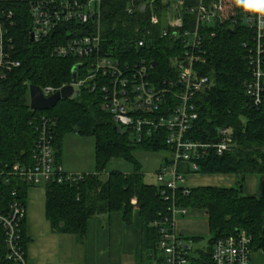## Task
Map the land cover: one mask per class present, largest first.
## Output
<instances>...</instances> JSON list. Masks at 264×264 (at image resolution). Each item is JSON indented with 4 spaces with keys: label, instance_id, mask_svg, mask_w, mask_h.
I'll list each match as a JSON object with an SVG mask.
<instances>
[{
    "label": "trees",
    "instance_id": "obj_1",
    "mask_svg": "<svg viewBox=\"0 0 264 264\" xmlns=\"http://www.w3.org/2000/svg\"><path fill=\"white\" fill-rule=\"evenodd\" d=\"M9 6L15 14L11 37L21 67L0 84L1 170L15 163L32 164L31 153L37 138L34 118L47 116L56 121L53 146L58 163L63 137L74 133L73 128H77L78 135L94 139L95 173L83 175V179L76 182L44 187L46 218L52 232L72 235L82 243L89 219L118 212L123 222L130 225L136 211L146 229L145 262L162 264L164 257L158 250L160 234L152 225L168 216L169 205L162 199L160 188L144 182L141 163L134 154H168L170 150L163 141V134L157 141L147 140L141 144L131 141L125 132L119 134L114 131L115 124L110 116L102 111L98 94L93 92L81 91L77 98L60 101L47 112L30 111L29 86L61 88L69 85L71 71L76 65L71 59H58L51 55L56 44L53 39L30 41L31 21L26 0ZM125 8L124 0H110L103 4L100 33L104 50L119 58L129 53L132 58H137L135 43L144 39L146 45L142 51L144 54L148 51L150 59L164 71L173 56L171 41L160 37L161 28L152 26L146 13L128 16ZM156 11L158 13L159 9ZM245 40V32L239 28L221 29L215 38L208 40L207 63L203 72L210 77L212 86L197 98L198 119L189 137L198 143H216L217 131L228 128L234 148L221 157L210 151L197 162L196 171L189 172L185 168L183 173L234 174L238 182L232 188H190L188 195L178 191V206L203 211L208 223L210 238L207 248L196 251L197 258L188 256L192 264H209L213 242L239 229L250 235L251 253L264 251V199L243 194L246 175L264 176V111L254 108L245 94L244 82L251 78L247 53L242 46ZM111 161L124 162L131 167V172L111 171L102 177ZM165 161L168 163L167 158ZM27 188L13 178L9 183L1 180L0 210H6L14 200L11 196L13 190L26 206ZM182 239L190 243L199 240ZM27 241L23 223L24 250ZM6 252L0 228V264H12L6 260Z\"/></svg>",
    "mask_w": 264,
    "mask_h": 264
},
{
    "label": "built area",
    "instance_id": "obj_2",
    "mask_svg": "<svg viewBox=\"0 0 264 264\" xmlns=\"http://www.w3.org/2000/svg\"><path fill=\"white\" fill-rule=\"evenodd\" d=\"M18 1L21 0H0V84L21 67L11 37L15 14L9 6ZM26 1L31 21L29 37L32 34L34 42L45 39L56 42L51 55L75 62L77 88L80 92L98 94L102 111L121 133H127L136 144L157 141L163 134L170 152L161 159L154 178L162 199L169 205L168 216L152 226L160 234L158 250L164 257L162 264H192L188 257L192 243L177 235L174 228L176 219L188 212L178 206L176 197L179 190L183 195L190 193L188 174L183 171L185 168L196 171L197 162L210 151L221 157L234 148L228 128L217 131L216 143H198L189 137L198 119L197 98L212 86L210 77L203 72L208 40L225 28L245 32L242 46L251 78L244 82V90L250 104L264 111V13L245 11L237 0H124L128 16L146 13L151 25L161 28L160 37L171 41L173 56L163 71L150 59L148 51L144 54V39L135 43L137 58L130 53L119 58L104 50L100 33L102 6L110 0ZM162 73L165 76L160 77ZM61 88L40 89L49 98ZM33 123L37 138L31 153L32 164L15 163L5 166L4 171L0 168V181L9 183L13 178L28 187H45L82 180L83 174L67 173L55 160L56 121L40 116ZM11 196L12 203L6 210H0L5 258L12 264H28L22 242L26 206L18 200L16 190ZM250 245V235L243 229L236 230L213 242L209 264H250Z\"/></svg>",
    "mask_w": 264,
    "mask_h": 264
},
{
    "label": "crops",
    "instance_id": "obj_3",
    "mask_svg": "<svg viewBox=\"0 0 264 264\" xmlns=\"http://www.w3.org/2000/svg\"><path fill=\"white\" fill-rule=\"evenodd\" d=\"M70 134L63 137L59 151V162L64 171L83 175L94 174V139L81 136L90 138L92 141L90 143L93 148V168L78 166L68 160L64 149V140ZM160 163L161 160L157 165L156 172ZM130 172L126 170L122 173ZM142 172L144 176H152L148 172L143 170ZM105 175L107 174L105 173ZM189 175L192 174L187 176ZM207 177L210 179L207 183L188 186L190 188H232L238 182V178L234 174L207 175ZM243 194L247 197L264 199V176L246 175ZM25 201L27 214L24 222V234L28 240L25 249L28 264H151L148 261L145 262L146 229L136 211L130 225L123 222L121 214L118 212L111 213L109 216H97L89 219L86 224L84 240L79 243L72 235L52 232L46 218L44 187H28L25 192ZM198 212L203 214L205 224L197 219ZM174 228L175 233L185 239L200 238L202 232L208 231L209 233L205 213L194 209L192 215L187 213L186 216L178 218ZM250 264H264V251H253Z\"/></svg>",
    "mask_w": 264,
    "mask_h": 264
},
{
    "label": "rangeland",
    "instance_id": "obj_4",
    "mask_svg": "<svg viewBox=\"0 0 264 264\" xmlns=\"http://www.w3.org/2000/svg\"><path fill=\"white\" fill-rule=\"evenodd\" d=\"M172 13L174 14V10L172 11ZM47 111H41V112H47ZM90 142H92L90 138H82L80 135H78L75 132L68 135L64 140V149L66 151L68 160H70V162H73L75 165H78V166L93 168V163H94L93 148ZM134 155L141 163L142 170L144 172H148L149 174H152V176L145 175L144 182L146 184L155 185L156 182H155L154 177H155L157 165L159 164L160 160L163 157L167 156V154L136 152ZM126 170L131 171V167L125 164L124 162L111 161L105 173L108 174L110 171L124 172ZM104 176L105 174H103L102 177ZM186 180H187L188 185L198 186V185H202L203 182L207 183L210 179L207 177V175L198 173V174H192V175L186 176ZM40 187L41 186H39L38 188ZM187 213L189 215H192L193 210L188 209ZM26 214H27V209H26ZM197 219H199L201 223L203 222V224H205L204 223L205 218L202 213L198 212ZM199 237H200L199 240L191 244L192 252H190L189 257L196 255L195 254L196 251L205 250L207 248L208 240L210 238V234L208 233V231L202 232Z\"/></svg>",
    "mask_w": 264,
    "mask_h": 264
},
{
    "label": "water",
    "instance_id": "obj_5",
    "mask_svg": "<svg viewBox=\"0 0 264 264\" xmlns=\"http://www.w3.org/2000/svg\"><path fill=\"white\" fill-rule=\"evenodd\" d=\"M144 10V8H142ZM30 41L34 42L33 35L30 34ZM77 69L78 66H74L71 71V82L69 85L63 86L55 94L49 98H45L42 95L41 89L37 86H29L28 95H29V109L32 112H41L53 109L56 105L63 100H73L79 96V89L77 88ZM207 92V90H205ZM74 132H78L77 128H73ZM114 131L121 134L119 128H114Z\"/></svg>",
    "mask_w": 264,
    "mask_h": 264
},
{
    "label": "clouds",
    "instance_id": "obj_6",
    "mask_svg": "<svg viewBox=\"0 0 264 264\" xmlns=\"http://www.w3.org/2000/svg\"><path fill=\"white\" fill-rule=\"evenodd\" d=\"M245 11L264 13V2L262 0H237Z\"/></svg>",
    "mask_w": 264,
    "mask_h": 264
}]
</instances>
